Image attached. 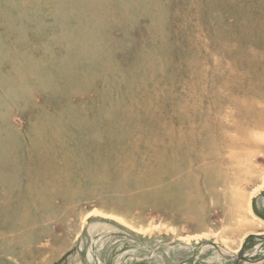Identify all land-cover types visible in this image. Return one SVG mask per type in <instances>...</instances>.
<instances>
[{"label": "rangeland", "instance_id": "1", "mask_svg": "<svg viewBox=\"0 0 264 264\" xmlns=\"http://www.w3.org/2000/svg\"><path fill=\"white\" fill-rule=\"evenodd\" d=\"M263 99L264 0H0V264H264L209 154Z\"/></svg>", "mask_w": 264, "mask_h": 264}, {"label": "bare ground", "instance_id": "2", "mask_svg": "<svg viewBox=\"0 0 264 264\" xmlns=\"http://www.w3.org/2000/svg\"><path fill=\"white\" fill-rule=\"evenodd\" d=\"M259 101L254 103L243 101L242 103H239L240 104L239 112H237L238 115L236 114L234 119L236 117L237 118L234 120V124H232V128L230 127V129L237 130V132H239V134L242 135V137L230 138L223 133L220 134V132L219 134H212V133L209 134L210 137L216 138V141H219L220 144L222 145L223 143L225 144L221 151L214 150L209 152V154H211V156L214 157L217 160V162L220 163L222 162L221 160H223V164H222L223 182L225 183L226 181H228V178L231 175V173H232V177L230 178L233 177L236 178L235 182L237 184L238 182L246 183L253 181L251 179L252 171L254 169L256 170V168L258 167L264 168V142L257 140L258 137H255L257 136L256 135L257 133H255L257 132V130L260 131L264 130V105L262 104V102L260 104ZM251 127L255 129L254 137H253V133H251L252 131L249 130V128ZM242 148H248L247 149L248 151L244 152L243 154L244 157H241V158H245L249 163L247 165L248 166L247 169L245 167L246 170L243 169L244 167L242 166L241 163L243 159L241 160L240 158V156H242L243 153L241 151ZM253 174L255 175V173ZM263 186H264V178L262 180V183L260 184V188L261 187L263 188ZM235 188L236 190L235 189L231 190L230 194H228L227 191L224 192L226 199L232 200L233 203L235 204V211L238 217V223L233 231H235L236 233L243 232L245 235L254 234V235L264 236V222L261 219H259L253 212L251 207V200H250L251 197L249 198V195H247L246 192L237 189V187ZM242 204H245L244 207H242ZM242 212L245 213L243 214Z\"/></svg>", "mask_w": 264, "mask_h": 264}, {"label": "water", "instance_id": "3", "mask_svg": "<svg viewBox=\"0 0 264 264\" xmlns=\"http://www.w3.org/2000/svg\"><path fill=\"white\" fill-rule=\"evenodd\" d=\"M254 236H257L259 239H264V236H259V235H254ZM250 238V236L248 237V239ZM243 256H242V252L238 255V261H237V264L238 262L240 261V259H242Z\"/></svg>", "mask_w": 264, "mask_h": 264}, {"label": "flooded vegetation", "instance_id": "4", "mask_svg": "<svg viewBox=\"0 0 264 264\" xmlns=\"http://www.w3.org/2000/svg\"><path fill=\"white\" fill-rule=\"evenodd\" d=\"M243 256V255H242ZM237 261H238V259H237Z\"/></svg>", "mask_w": 264, "mask_h": 264}]
</instances>
